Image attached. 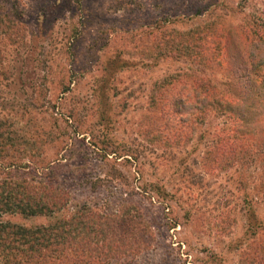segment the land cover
<instances>
[{"label":"rangeland","instance_id":"obj_1","mask_svg":"<svg viewBox=\"0 0 264 264\" xmlns=\"http://www.w3.org/2000/svg\"><path fill=\"white\" fill-rule=\"evenodd\" d=\"M11 5L15 23L0 32V142L9 145L0 180L61 192L55 217L93 212L90 228L124 210L142 249L109 264H255L264 95L241 101L231 83L243 82L242 28L263 34L264 0H0ZM201 32L228 38L218 65L205 51L202 61L164 51ZM198 80L226 91L244 123L181 104ZM229 131L253 145L219 150ZM53 217L5 219L34 227Z\"/></svg>","mask_w":264,"mask_h":264},{"label":"trees","instance_id":"obj_2","mask_svg":"<svg viewBox=\"0 0 264 264\" xmlns=\"http://www.w3.org/2000/svg\"><path fill=\"white\" fill-rule=\"evenodd\" d=\"M12 7L14 5L9 9H0V32L7 33L15 23ZM260 30L256 25H245L242 28L244 35L241 44L244 53L238 56L235 54L237 58L234 62L241 65L237 78L243 82L238 81L231 85L241 92V101L249 98L255 100L260 94L264 95V51H261L264 46V29L263 34ZM201 31L203 32L202 28ZM202 32L197 40L190 37L188 41L184 37H177L176 44L168 45L164 51L167 50L170 55L175 52L193 60L198 56L201 61L200 51H205L202 53L203 60L210 59L211 63L218 65L221 63L222 50L228 46V38L225 36L220 45L216 35L204 33L202 36ZM189 33L190 31L179 35L187 36ZM255 38L257 40L254 42ZM187 87L189 89L185 100L178 101L181 104L191 102L192 111H203L207 108L199 106H209L210 110L225 114L232 124L240 121L244 123L243 112L238 107L240 105L226 91L200 80ZM234 131L238 132L237 128ZM239 139L240 141H236L235 135L229 131V134L217 136L215 147L219 150H236L239 155V151L244 153L246 147L253 145L249 135ZM5 144L0 142V152L4 151ZM260 153L264 158V154L261 151ZM65 202L61 192L56 193L55 189L40 185V182L32 184L5 177L0 180V264H109L110 261L112 263L119 258L129 257L142 249L140 242L133 244L132 231L128 229L132 224L131 219L124 210L113 215L104 214L101 216V227L97 224L90 228L93 212L83 213L78 209L68 218L55 217ZM13 214L24 218L54 215V221L46 225L27 227L5 219V216ZM256 221V229L264 230V224L258 219ZM254 242L255 264H264V237L255 239Z\"/></svg>","mask_w":264,"mask_h":264}]
</instances>
